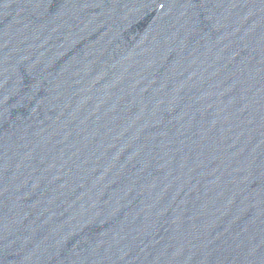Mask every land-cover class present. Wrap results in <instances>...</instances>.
<instances>
[{
    "label": "water",
    "instance_id": "water-1",
    "mask_svg": "<svg viewBox=\"0 0 264 264\" xmlns=\"http://www.w3.org/2000/svg\"><path fill=\"white\" fill-rule=\"evenodd\" d=\"M0 264H264V0H0Z\"/></svg>",
    "mask_w": 264,
    "mask_h": 264
}]
</instances>
